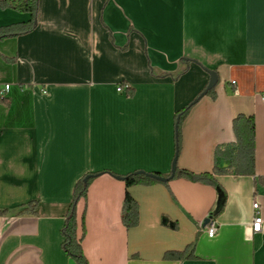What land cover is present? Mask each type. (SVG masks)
Returning a JSON list of instances; mask_svg holds the SVG:
<instances>
[{
	"label": "crops",
	"instance_id": "obj_1",
	"mask_svg": "<svg viewBox=\"0 0 264 264\" xmlns=\"http://www.w3.org/2000/svg\"><path fill=\"white\" fill-rule=\"evenodd\" d=\"M29 20L0 8V27ZM207 71L217 84L181 122L177 168L227 167L214 152L235 142L242 114L255 123L254 176L126 188L119 176L170 174L175 115ZM4 85L0 264H76L61 229L86 175L76 221L87 264H264V224L250 229L254 202L264 219V0H38L34 29L0 40ZM126 192L139 208L131 228ZM191 245V259L164 258Z\"/></svg>",
	"mask_w": 264,
	"mask_h": 264
},
{
	"label": "trees",
	"instance_id": "obj_2",
	"mask_svg": "<svg viewBox=\"0 0 264 264\" xmlns=\"http://www.w3.org/2000/svg\"><path fill=\"white\" fill-rule=\"evenodd\" d=\"M1 9H11L19 13H28L30 20L26 23H19L9 26L0 27V40L16 37L26 34L34 29L36 26V13L38 9V0H0ZM204 91V90H203ZM202 91V92H203ZM197 98L201 95V93ZM128 93L130 94L129 90ZM214 88L209 90L205 95H213ZM196 98V99H197ZM0 102H4L0 98ZM195 104V99L185 108L178 111L175 115V152L173 158L174 173L171 177V172L168 175H161L157 173H145L137 171L125 176H119L124 181L126 188L136 185H152L160 183V181L151 178L149 175H156L162 178H185L191 181L202 182L206 184H214L212 175L220 174H235L238 176H254V160H255V123L253 117L245 115H237L232 121V131L235 142L232 145L220 146L215 149L214 158H224L229 160V165L223 169L213 168L212 175L201 174L194 175L190 172L180 170L177 168L176 160L180 148V125L187 116L190 108ZM113 175V174H112ZM89 176L86 175L80 179L74 186L72 201L65 216L64 225L61 229V236L63 238L62 249L65 254L76 262V264H87L77 238V221H76V205L77 202L85 197L89 181L84 179ZM94 176V175H93ZM168 180V181H169ZM166 181V182H168ZM163 182V183H166ZM35 206L30 210L31 214L35 213ZM27 213V211H23ZM1 213H6L1 212ZM122 221L127 228L135 227L139 221V208L137 202L130 196L128 192L122 205ZM193 245L187 247L181 252H167L164 256L168 260H182L184 258H193Z\"/></svg>",
	"mask_w": 264,
	"mask_h": 264
},
{
	"label": "built area",
	"instance_id": "obj_3",
	"mask_svg": "<svg viewBox=\"0 0 264 264\" xmlns=\"http://www.w3.org/2000/svg\"><path fill=\"white\" fill-rule=\"evenodd\" d=\"M9 86L8 85H4L3 88L0 90V98H3L5 93L8 91ZM124 87H118L117 91L121 92L123 91ZM252 208L254 210V217L251 223V231L252 232H259L261 230L262 224H264V219L261 218L260 216V212H259V205L258 203L254 202L252 205ZM215 227L214 224L211 222L208 227H207V235L209 237H213L215 234Z\"/></svg>",
	"mask_w": 264,
	"mask_h": 264
},
{
	"label": "water",
	"instance_id": "obj_4",
	"mask_svg": "<svg viewBox=\"0 0 264 264\" xmlns=\"http://www.w3.org/2000/svg\"><path fill=\"white\" fill-rule=\"evenodd\" d=\"M208 72V74H209V76H210V78H209V82H208V84H207V86H206V88L204 89V91L201 93V95L197 98V99H195V102L200 98V97H202L203 95H205L209 90H211L212 88H214L215 86H216V84H217V75H216V73L214 72V71H207ZM174 164H172V169H171V177L173 176V173H174ZM96 175H89V176H87L85 179H84V181H86L88 178H90V177H95ZM151 178H154V179H156V180H158V181H160V182H166V181H168L169 180V178H162V177H158V176H156V175H149Z\"/></svg>",
	"mask_w": 264,
	"mask_h": 264
}]
</instances>
